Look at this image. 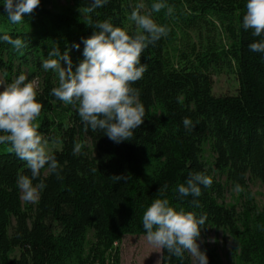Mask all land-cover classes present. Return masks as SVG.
<instances>
[{
    "label": "trees",
    "instance_id": "trees-1",
    "mask_svg": "<svg viewBox=\"0 0 264 264\" xmlns=\"http://www.w3.org/2000/svg\"><path fill=\"white\" fill-rule=\"evenodd\" d=\"M139 1L107 0L89 11L90 0H41L12 23L0 0V35L24 42L17 50L0 40V83L25 70L39 78L36 123L58 164L57 173L41 169L33 181L45 184L38 202L24 205L17 177L30 171L8 143H0V264H122L118 245L126 236H146L143 212L164 185L175 209L206 218L201 234L223 230L240 264H264V212L246 193L249 181L264 188V54L247 47L259 38L243 29L246 0H160L158 12L152 11L156 0H142L167 33L141 54L147 70L132 86L145 116L129 141L117 144L102 130L86 128L77 111L50 95L58 77L41 62L52 48L67 51L75 69L83 59L82 39L96 22L108 20L135 34L130 16ZM226 72L235 75L237 92L215 96L214 76ZM204 145L212 164L204 159ZM193 171L210 176L212 184L201 185L199 197L181 196L176 187ZM237 184L239 211L225 204L226 187ZM204 250L209 264H221L216 251ZM161 264L192 260L190 253L180 258L161 248Z\"/></svg>",
    "mask_w": 264,
    "mask_h": 264
},
{
    "label": "clouds",
    "instance_id": "clouds-1",
    "mask_svg": "<svg viewBox=\"0 0 264 264\" xmlns=\"http://www.w3.org/2000/svg\"><path fill=\"white\" fill-rule=\"evenodd\" d=\"M40 3L41 0H3V8L10 22L19 23ZM105 3L107 0H90L89 11ZM162 6L160 0H156L152 11L158 12ZM143 7L141 3L131 11L130 18L137 29L135 34H129L108 20L96 22L92 26V35L82 39L83 59L75 69L69 53L66 51L61 55L58 47H53L41 62L44 71L52 70L58 77V86L50 90V95L75 106L86 128L102 130L103 136L117 144L129 141L134 130L144 122L145 108L139 90L132 85L147 70V65L141 63L144 49L167 33V29L155 23L150 14L142 13ZM245 8L243 29L259 38L247 47L252 52L264 54V0H246ZM0 40L17 50L24 47L18 37L4 34L0 35ZM74 47L79 49L80 44ZM61 61L66 66H62ZM37 86L36 77L29 79L21 72L11 83L0 87V143H8L16 156L26 162L30 175H18L17 185L21 199L28 202L37 200L45 187L43 181L33 183L41 169L47 166L53 173L58 169L57 160L48 150V141L38 131L36 120L42 104L36 98ZM182 123L188 128L191 120L185 117ZM211 184L210 176L193 171L176 190L181 196L199 197L201 185L208 187ZM166 188L167 185L159 188V196L143 212L142 225L148 242L176 257L190 253L192 264H209L206 250L200 247V229L206 218L175 209L164 197ZM236 190H239L238 184ZM156 264H160V259Z\"/></svg>",
    "mask_w": 264,
    "mask_h": 264
},
{
    "label": "rangeland",
    "instance_id": "rangeland-1",
    "mask_svg": "<svg viewBox=\"0 0 264 264\" xmlns=\"http://www.w3.org/2000/svg\"><path fill=\"white\" fill-rule=\"evenodd\" d=\"M141 3L144 5L143 9H141L142 13L148 14L146 3L140 0L138 4ZM60 5L75 8V4L73 2L67 3L65 1H60ZM131 22L135 24L134 21L131 20ZM25 75L28 76L29 79H32L28 70H25ZM36 78L38 89L40 80L38 77ZM6 85L7 83L3 77H1L0 87ZM237 89L238 81L233 73L226 72L224 74H216L214 76L213 92L215 96L234 95L236 94ZM69 107L72 112H76L75 106L69 105ZM204 159L209 164H212L214 161V156L208 145H204ZM222 182L225 183V179H222ZM247 187L246 193H251L256 206L259 210L264 212V188L262 184L258 181H249ZM22 201L24 205L35 206L38 199L33 202ZM225 204L229 207L235 206L237 211H239L241 205L243 204V193L237 191L231 186L226 187ZM91 238L92 233L90 232L89 239ZM200 241L201 250H204L205 247H209L216 251L221 264H240L237 258L233 255L232 240L225 231L208 228L202 232ZM118 247L121 252L122 264H156L157 259H160L161 264V248L149 243L146 236H126L123 238Z\"/></svg>",
    "mask_w": 264,
    "mask_h": 264
}]
</instances>
